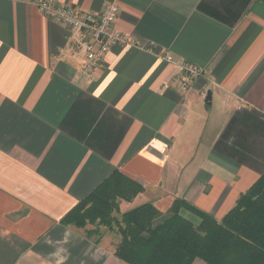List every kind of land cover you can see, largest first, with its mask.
<instances>
[{"label": "crops", "instance_id": "crops-1", "mask_svg": "<svg viewBox=\"0 0 264 264\" xmlns=\"http://www.w3.org/2000/svg\"><path fill=\"white\" fill-rule=\"evenodd\" d=\"M35 1L0 0V264H127L114 231L60 223L115 170L144 188L120 213L220 221L264 172V0H50L118 5L131 44L90 81ZM181 60L205 71L185 92Z\"/></svg>", "mask_w": 264, "mask_h": 264}, {"label": "trees", "instance_id": "trees-1", "mask_svg": "<svg viewBox=\"0 0 264 264\" xmlns=\"http://www.w3.org/2000/svg\"><path fill=\"white\" fill-rule=\"evenodd\" d=\"M144 188L115 170L60 221L114 231V256L127 264H264V172L220 220L188 202L175 199L159 212L146 202L120 213L119 202H131ZM188 212L197 223L181 214ZM95 231V232H94ZM87 232L98 234L95 229Z\"/></svg>", "mask_w": 264, "mask_h": 264}, {"label": "built area", "instance_id": "built-area-1", "mask_svg": "<svg viewBox=\"0 0 264 264\" xmlns=\"http://www.w3.org/2000/svg\"><path fill=\"white\" fill-rule=\"evenodd\" d=\"M35 5L44 17L68 31L73 53L83 57L81 73L88 81L94 78L114 45L131 44L127 35L115 28L118 14L115 2L104 4L97 12L81 10L72 5L55 4L50 0H36ZM164 59L172 61L168 53H165ZM178 66L183 72L177 87L180 92L187 91L193 80L205 73L202 67L182 60L178 62Z\"/></svg>", "mask_w": 264, "mask_h": 264}, {"label": "rangeland", "instance_id": "rangeland-1", "mask_svg": "<svg viewBox=\"0 0 264 264\" xmlns=\"http://www.w3.org/2000/svg\"><path fill=\"white\" fill-rule=\"evenodd\" d=\"M106 233V232H105Z\"/></svg>", "mask_w": 264, "mask_h": 264}]
</instances>
